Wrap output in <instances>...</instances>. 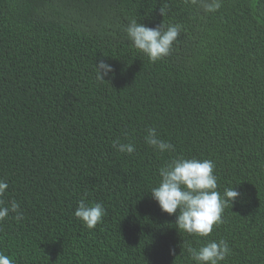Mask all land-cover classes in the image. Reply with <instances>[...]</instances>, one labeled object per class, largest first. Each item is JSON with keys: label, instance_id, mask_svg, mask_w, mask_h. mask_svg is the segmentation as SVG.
Returning <instances> with one entry per match:
<instances>
[{"label": "trees", "instance_id": "obj_1", "mask_svg": "<svg viewBox=\"0 0 264 264\" xmlns=\"http://www.w3.org/2000/svg\"><path fill=\"white\" fill-rule=\"evenodd\" d=\"M211 2L0 0V200L23 216L0 222V251L15 264H196L187 248L220 240V264H264V0ZM132 19L180 25L171 52L136 49ZM149 128L174 149L150 147ZM178 157L213 161L221 195L241 193L207 237L151 196ZM83 198L106 210L93 229L74 216Z\"/></svg>", "mask_w": 264, "mask_h": 264}, {"label": "clouds", "instance_id": "obj_2", "mask_svg": "<svg viewBox=\"0 0 264 264\" xmlns=\"http://www.w3.org/2000/svg\"><path fill=\"white\" fill-rule=\"evenodd\" d=\"M195 2V0H193ZM208 12L217 11L221 7L220 0H212L205 4ZM161 15L166 14V8H160ZM126 33L132 45L155 62L166 57L181 33V26L163 23L155 28L138 23L132 19ZM97 78L104 80L105 76L114 72L113 67L103 61L95 64ZM146 143L155 150L163 153L172 151L174 146L159 138L155 128H149L145 137ZM113 147L121 153L132 154L135 145L132 143L113 142ZM215 164L211 160H200L195 157L187 159L178 157L171 159L158 169V185L152 187V198L158 202L160 209L176 216V228L189 235L207 237L212 233L214 225L223 222L222 214L229 203L241 196L234 188H226L223 195L217 190V177L214 174ZM8 184L0 180V197L6 194ZM178 210V211H177ZM10 213H16L15 219H23L19 212V204L13 200L10 206H4L0 200V222ZM106 210L101 203L90 204L86 198L78 202L74 216L83 222L88 229L95 228L102 222ZM174 255L175 250H170ZM188 253L196 264H220L231 252L226 241H209L201 247H188ZM0 264H15L14 258L0 251Z\"/></svg>", "mask_w": 264, "mask_h": 264}]
</instances>
